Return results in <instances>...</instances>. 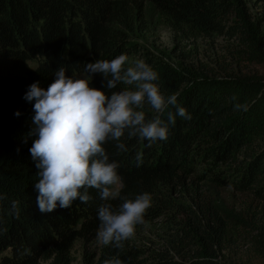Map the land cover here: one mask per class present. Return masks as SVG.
<instances>
[{
	"label": "trees",
	"instance_id": "trees-1",
	"mask_svg": "<svg viewBox=\"0 0 264 264\" xmlns=\"http://www.w3.org/2000/svg\"><path fill=\"white\" fill-rule=\"evenodd\" d=\"M260 3L264 0H0V264H73L75 244L96 241L101 204L122 202L103 201L91 188L88 203L77 199L69 208L40 212L34 188L38 169L29 152L36 138L29 136L35 101L24 98L29 86L39 81L47 89L60 66L69 76L85 75L86 63L122 53L139 57L141 48L132 40L149 30L148 5L180 36L179 47L183 41L223 38L238 44L239 49H228L232 60L264 66V6L261 15L252 12ZM192 54L183 51L181 57L192 59ZM218 63V69L203 62L155 67L161 91L178 93L177 103L191 119L178 116L166 141L149 145L125 134L126 152L115 141L105 145L120 164L121 197L152 194V207L136 234L160 218L170 227L159 249L139 246L136 235L127 241L120 254L125 264H231L225 253L229 222L203 188L232 187L264 209V76ZM103 85V76L95 74L93 86ZM236 104H246L247 110H236ZM144 111L148 118L156 115L149 107ZM137 152L144 154L139 167ZM258 244L264 251V240ZM117 251L102 246L100 264ZM93 257L86 254V263Z\"/></svg>",
	"mask_w": 264,
	"mask_h": 264
},
{
	"label": "clouds",
	"instance_id": "clouds-1",
	"mask_svg": "<svg viewBox=\"0 0 264 264\" xmlns=\"http://www.w3.org/2000/svg\"><path fill=\"white\" fill-rule=\"evenodd\" d=\"M84 72L81 77L69 76L60 66L47 89L37 81L25 93L27 101H35L34 127L29 136L36 138L29 152L38 169L34 182L36 204L40 212L48 213L57 207L69 208L77 199L88 203L91 188L98 190L103 201L121 199L118 206L106 202L99 207L96 242L118 250L103 264H125L120 254L125 243L136 235L137 227L145 222L153 199L149 192L134 198L121 197L120 164L110 159L105 145L115 141L116 148L126 152L121 142L125 134L129 139L146 140L149 145L166 141L177 117L190 120L191 115L177 103L178 93L166 96L161 91L157 71L143 59L129 66L128 54L122 53L110 60L86 63ZM97 73L104 78L103 88L93 86ZM121 84L125 87L119 88ZM169 106L175 111H168ZM145 107L156 115L146 117ZM235 109L246 111L247 105L236 104ZM143 159L144 154L137 152V167ZM12 205L16 208L18 202Z\"/></svg>",
	"mask_w": 264,
	"mask_h": 264
},
{
	"label": "rangeland",
	"instance_id": "rangeland-1",
	"mask_svg": "<svg viewBox=\"0 0 264 264\" xmlns=\"http://www.w3.org/2000/svg\"><path fill=\"white\" fill-rule=\"evenodd\" d=\"M262 6L264 3H260L259 7L252 8L254 15L262 14ZM146 16L149 30L133 36L132 40L140 46L141 55L136 58L129 57L130 65L138 59H143L147 63V58H149L154 62V68L165 63L179 68L181 65L190 66L203 62L218 69V62H226L229 64L228 67L230 66L229 71H240L244 74L259 73L264 76V66L254 65L243 59L232 60L228 49H239L236 42L215 37L208 40H198L195 43L183 41V46L179 47L180 36L175 35L161 14L151 5L147 6ZM183 51H192V59H183L181 57ZM76 76L81 77L83 75ZM203 192L214 200L229 222L231 243L225 252L228 262L231 264H264V251H260L258 244L259 241L264 240L262 203L255 200L252 195L237 192L232 187L203 188ZM178 203L187 204L188 201L179 199ZM169 231L170 227H168L166 218H160L141 226L135 236V242L139 246L149 249H159L163 245L162 237L166 236ZM101 247L96 241L89 246L78 241L72 251L73 264H87L85 261L86 254L94 255L92 264H100L98 253ZM41 264H50V261H42Z\"/></svg>",
	"mask_w": 264,
	"mask_h": 264
}]
</instances>
